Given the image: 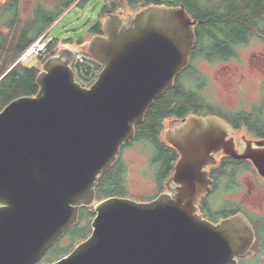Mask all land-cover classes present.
Listing matches in <instances>:
<instances>
[{
  "label": "water",
  "instance_id": "1",
  "mask_svg": "<svg viewBox=\"0 0 264 264\" xmlns=\"http://www.w3.org/2000/svg\"><path fill=\"white\" fill-rule=\"evenodd\" d=\"M195 23L183 5L108 14L85 48L103 64L89 86L75 79V50L63 47L43 62L37 93L0 110V264H39L80 206L94 202L98 176L188 64ZM229 133L217 116L168 128L164 138L179 154L168 192L102 199L89 236L49 264H237L253 241L248 220L212 223L196 212L214 153L249 158L264 175V148L240 154Z\"/></svg>",
  "mask_w": 264,
  "mask_h": 264
},
{
  "label": "trees",
  "instance_id": "2",
  "mask_svg": "<svg viewBox=\"0 0 264 264\" xmlns=\"http://www.w3.org/2000/svg\"><path fill=\"white\" fill-rule=\"evenodd\" d=\"M89 1L91 0H51V7L38 1L31 15L22 24L19 17V0L6 2L0 10V110L15 98L35 95L38 91L36 78L41 69L32 63L17 62L18 57L40 35L45 34L51 38L49 27L65 10L73 6H85ZM150 5H183L191 18L196 20L193 26L195 42L189 64L175 76L173 84L147 108L143 120L135 125L134 138L121 146L115 161L98 176L94 202L116 196L123 191L126 165L121 159V153L134 142L147 143L152 147L154 155L150 166L155 172L158 190L162 189V181L178 158L177 150L160 136L164 128L163 120L189 114H217L224 118L226 115L214 100L211 101L212 99L201 93L200 88L204 87L205 76L194 67L193 61L199 57L224 59L236 56L237 46L248 43L253 37H264V0H104L96 22L86 34H102V19L108 14L135 13ZM16 26L17 30L14 28ZM4 28L7 32L2 30ZM60 41L80 45L83 43V36L65 40L52 37L47 45V54L41 58L42 62L56 54ZM80 51L84 57L83 62H72L71 67L75 79L87 87L95 80L103 64L91 57L85 47ZM256 112L258 110L253 108L249 112L233 115L236 119L234 125H238L239 121L253 125ZM94 215L95 212L89 210V205L82 206L80 218H77L68 232L75 230L86 239L91 232V226L87 224L89 222L84 223L82 220L86 216L92 219ZM75 246L76 243L63 247L57 241L47 251L49 256L46 260H57Z\"/></svg>",
  "mask_w": 264,
  "mask_h": 264
},
{
  "label": "rangeland",
  "instance_id": "3",
  "mask_svg": "<svg viewBox=\"0 0 264 264\" xmlns=\"http://www.w3.org/2000/svg\"><path fill=\"white\" fill-rule=\"evenodd\" d=\"M38 1L45 6H52L51 0H19L20 24L30 16ZM103 2L104 0H91L85 6L70 7L51 25L50 36L59 40L83 36L82 44L70 43V45H73L76 51H80L83 47L86 48L87 42L93 37L86 33L90 26L96 22L98 11ZM14 28L17 30L18 26ZM2 30L7 32L6 28ZM66 47L72 48V46ZM236 52L237 56L228 60L199 57L193 61V65L205 76L204 87L200 88L202 94L212 99L211 101L214 100L213 102L221 108L223 106L227 110H248L257 103L261 96V87L264 88L261 86L264 85V40L258 36L253 37L248 43L237 46ZM42 64L43 62L40 61L35 65L41 69ZM185 76L186 74L183 75V77ZM171 124V121L166 119L163 122L164 129ZM153 155L152 147L142 142H134L122 151L121 159L126 165L125 181L123 191L116 196L146 201L157 194L155 172L150 166ZM251 175L249 169H246L240 179L244 181L247 176ZM243 190H237L230 196L239 201ZM97 203L90 204L89 210L94 211ZM247 208L253 213L259 212L255 205L250 203H247ZM83 219H81L82 222H89L87 224L91 226L93 218L90 219L86 216ZM70 228L72 226L58 240L63 247H70L75 243L77 245L84 240L83 234L75 230L68 232ZM256 252L253 250L240 256L237 264H264V253L256 254ZM48 256L49 254L46 252L38 263L49 264L52 260H56V258L46 260Z\"/></svg>",
  "mask_w": 264,
  "mask_h": 264
},
{
  "label": "flooded vegetation",
  "instance_id": "4",
  "mask_svg": "<svg viewBox=\"0 0 264 264\" xmlns=\"http://www.w3.org/2000/svg\"><path fill=\"white\" fill-rule=\"evenodd\" d=\"M7 1L8 0H0V10L4 8V5L6 4ZM64 12L61 15H63ZM261 38L264 40V37ZM66 46H72V48H74V46L70 45V43H64L60 41L59 49ZM234 57L235 56L224 59L220 58V59L228 60ZM188 64L185 67H187ZM183 69L180 72H182ZM260 91H261V96H260L261 99L259 98L257 103H255L248 110L247 109L227 110L223 106L222 108L218 106L219 109L226 114L225 118L217 114L215 115L189 114L187 116L190 115L201 116V117L217 116L220 119H222L229 126L230 133L228 137L229 136L232 137L234 147L237 150V152L240 154H242L248 147L264 148V88L261 87ZM253 108L258 110V112H256L255 114L256 116H254L255 121L253 125L249 126L247 123L243 121H239L238 125H234L236 119L234 118L233 115L235 114L239 115V113L249 112ZM187 116L166 118L169 119L172 124L168 126L166 129L163 128V130L160 133V136L163 135L161 136L162 139L165 140L164 133L168 128L180 122L182 119H184ZM166 119H164L163 122ZM214 158L215 161L207 165L206 167L207 177L210 180L209 190L206 191L203 194V196L196 202V212L203 219H206L207 221L212 223H217L220 220L224 218H228L235 214H242L248 220L253 231V241L245 254L253 250H255V252L257 251L256 254L258 253L263 254L264 253V175L259 172L257 167L253 164V162L249 158H235L234 156L229 154H224L221 151L214 153ZM175 162L167 177L162 181V189L158 190L157 187L158 192L153 198H155L160 193L168 192L167 181L169 176L172 174L174 170ZM246 169H249L252 175L249 177L247 176V178L244 181H242L240 179V176L243 175V172ZM237 190H243V193L239 201L238 200L236 201L234 198L230 196V194L236 192ZM153 198H150L146 201H149ZM247 203L255 205V207L259 210V212L257 213L251 212L247 208ZM82 206H80L79 208L78 217ZM239 258L240 257L237 258V261L239 260Z\"/></svg>",
  "mask_w": 264,
  "mask_h": 264
},
{
  "label": "built area",
  "instance_id": "5",
  "mask_svg": "<svg viewBox=\"0 0 264 264\" xmlns=\"http://www.w3.org/2000/svg\"><path fill=\"white\" fill-rule=\"evenodd\" d=\"M50 40H51V38L50 37H47L45 34L40 35L18 57L17 62H23V63L31 62L33 65H35L36 62H40L41 61V58L44 57L47 54V52H48L47 45H48V43H49ZM83 58L84 57H83L82 52L75 50V58H74V61L73 62H79V63H81L84 60Z\"/></svg>",
  "mask_w": 264,
  "mask_h": 264
}]
</instances>
